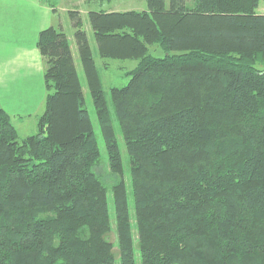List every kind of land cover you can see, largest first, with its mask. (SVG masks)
Instances as JSON below:
<instances>
[{
	"label": "trees",
	"instance_id": "trees-1",
	"mask_svg": "<svg viewBox=\"0 0 264 264\" xmlns=\"http://www.w3.org/2000/svg\"><path fill=\"white\" fill-rule=\"evenodd\" d=\"M261 1L146 0L141 11L88 12L104 63L136 61L109 93L128 154L140 264H264ZM73 24L81 75L64 32L38 33L47 93L36 132L19 137L0 107V264H117L112 230L119 264H137L101 76L82 20ZM82 84L119 176L113 221L93 170L100 152Z\"/></svg>",
	"mask_w": 264,
	"mask_h": 264
},
{
	"label": "crops",
	"instance_id": "crops-1",
	"mask_svg": "<svg viewBox=\"0 0 264 264\" xmlns=\"http://www.w3.org/2000/svg\"><path fill=\"white\" fill-rule=\"evenodd\" d=\"M56 15L40 0H0V107L18 133L30 120L36 124L44 109L47 91L36 40Z\"/></svg>",
	"mask_w": 264,
	"mask_h": 264
},
{
	"label": "rangeland",
	"instance_id": "rangeland-1",
	"mask_svg": "<svg viewBox=\"0 0 264 264\" xmlns=\"http://www.w3.org/2000/svg\"><path fill=\"white\" fill-rule=\"evenodd\" d=\"M52 6L55 9L54 11H57V15L55 17V24L53 27L58 28L62 32H64L67 35V38L69 39L70 46L72 50H74L75 53V62L76 67L78 70L79 75H81V65L78 59V55L76 53V48L74 46V38L73 33L75 31L73 21L80 18L83 23V28L87 33L88 41L90 44V47L94 54V59L96 61V66L99 70L101 80H102V86L103 91L105 94V98L108 104L109 112H110V118L112 121V125L114 127L116 140L119 146L122 165H123V180L127 184V195L129 198V211H130V222H131V232L133 236V248L134 253L136 257V263L140 264V257H139V251H138V241H137V233H136V227L134 224V212H133V202L131 198V191H130V177H129V164H128V154L125 149L124 139L121 135L118 122L116 120V116L114 113L113 106L111 104L110 100V93L109 89L110 87H121L124 86L128 80L129 76L126 75V72L131 70L135 65L136 61L132 59L127 60H107L106 63H104V60L101 59V57L97 53L96 49V43L93 38V33L91 30V27L89 25L88 21V12L89 11H129V10H137L141 11L146 8V0H52ZM258 12H264V2L261 1L258 7ZM71 12L74 13V16H71ZM149 52L162 56L163 53L154 46H149ZM83 87V93L86 100V108L89 111L90 119L92 121L95 136L98 142L99 152H100V158L96 165L93 167L94 173L99 177V179L102 181V183L105 184L107 187V197H108V203H109V210L111 215V221L114 220V212H113V206H112V194H111V187L116 182V180L119 179V176L117 177L114 175L110 168L109 163L107 159V153L106 149L103 143V140L100 135L99 126L97 123L96 115L93 109L92 101L90 98V94L88 90H86V85L82 84ZM33 118V116L31 117ZM30 118V119H31ZM37 130L35 122L30 120L23 132L19 130V137H24L29 134L35 133ZM114 227V223H113ZM109 240L111 241L113 247V254L115 257V261L117 264H119V252H118V246H117V240H116V233L114 230H112L109 233Z\"/></svg>",
	"mask_w": 264,
	"mask_h": 264
}]
</instances>
